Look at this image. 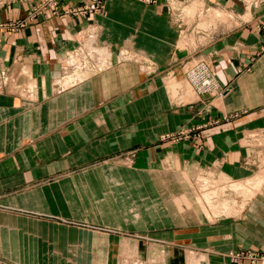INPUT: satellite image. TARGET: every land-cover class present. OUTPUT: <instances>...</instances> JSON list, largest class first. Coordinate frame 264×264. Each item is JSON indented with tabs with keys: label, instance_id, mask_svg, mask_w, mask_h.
Returning <instances> with one entry per match:
<instances>
[{
	"label": "crops",
	"instance_id": "obj_1",
	"mask_svg": "<svg viewBox=\"0 0 264 264\" xmlns=\"http://www.w3.org/2000/svg\"><path fill=\"white\" fill-rule=\"evenodd\" d=\"M39 1L2 2L0 23ZM175 1L233 16L199 49L226 90L221 99L172 100L167 75L193 52L179 46L185 14L167 0H105L88 16L67 10L90 0H63L58 15L0 31V72L17 65L22 89L37 83L30 98L0 91V264H246L229 255L264 252V186L239 216L195 223L167 174L178 168L184 183L183 171L238 181L260 172L250 142L264 135V0ZM92 32L110 68L57 91L62 58ZM125 48L137 61L120 59ZM184 128L198 138L169 139Z\"/></svg>",
	"mask_w": 264,
	"mask_h": 264
},
{
	"label": "rangeland",
	"instance_id": "obj_2",
	"mask_svg": "<svg viewBox=\"0 0 264 264\" xmlns=\"http://www.w3.org/2000/svg\"><path fill=\"white\" fill-rule=\"evenodd\" d=\"M4 1H6V0L0 1V3L4 2ZM62 1L63 0H40L35 5V7L26 14L25 17L18 19V20H15V21L1 22L0 23V31L15 34L18 31H21L22 29L28 27L30 24H32L34 22L35 23L38 22L40 20V18L43 16V14H45L46 12H50L53 15H58L63 10V8L61 6ZM104 2H105V0L103 1V5H104ZM176 3L177 2L175 0H173V1L167 0V6L173 15H175L176 11H178L177 9H182L183 13L185 14L184 20H183L184 22H182L181 18H178V20H177V21H179L178 22L179 24L184 23L183 24V26H184V28H183V31H184L183 39L180 41L179 46L181 48H186V47L191 48V51L193 53L191 55H189L183 61L182 69H181L180 73H175V71H173V70L169 71V74L167 75L168 78L166 80V82H167L166 85H167V88L170 92L171 98L174 101L177 100L179 97H181L182 101H184V102H189V101H193V100L194 101L200 100L205 95H201L199 92H197L195 86L193 85L194 82H191V78H189V75L186 73H188V71L192 67H194L197 63L205 61L201 56L202 50H199V49L202 48L204 45H207L209 42L213 41L214 39H218V38L224 36V33L221 30L222 29L221 26H224L225 24L227 25V27L230 25H235V21L233 19H231L233 16H232V14H230L228 12H223L221 10L213 9V8L203 9L202 3H192L189 5H184L182 8H180ZM95 7H96V4L93 2V0H90V2L87 5H84L80 8H77V9H72V10H67V11H69L70 13L72 12V13L77 14V15H87L88 16L89 14L98 13L95 11L96 10ZM203 24H206V27L202 26ZM83 50H84V44L82 42V38L80 35L78 48L73 52L81 54V53H83ZM121 56H120V58H121ZM206 63H208V62H206ZM16 66L11 67L7 71L0 72V76L4 77V75L8 74L9 77H8L6 88L7 87L11 88V86L12 87L18 86L16 88L17 89L19 88V90H18V92H19L22 87L19 85L18 81H16L15 78H16L17 74L21 72V70H17V69H19L20 66L17 67V69H15ZM149 66H151V65L149 64ZM151 68H152V71L150 70L149 72H154L153 66H151ZM13 75H15V76L13 77ZM216 80H217V78H216ZM10 82H11V84H10ZM174 91L176 93L175 96L173 95ZM222 97L223 96H220L218 98L221 99ZM213 98L214 97H211V100ZM184 129H187V128H184ZM194 136L197 138L199 136L197 131L195 132V130H193V132H191V134H189L188 136L183 135L182 138H180V136H171L169 139H173L172 141L176 142V141H179L181 139H184V140L190 139ZM261 140L262 141L264 140V135L259 136V135H256L255 133L252 134V140H251L250 144L258 150V155H259V160L255 161L253 165H255V167H257V169L260 168V172H258L254 177L264 174V164H263V167H259V165H258L259 161L264 163V154L259 153L260 152L259 148H257L258 147L257 144ZM255 141H257V143ZM253 142H254V144H253ZM260 156H261V158H260ZM202 171L203 170L195 172V174H201ZM182 175L184 176V180L187 181L188 183H190L189 182V179H190L189 174L187 172H185ZM224 175H226V174L221 173V171H217L216 176H214L215 180L214 181L212 180L214 184L213 183L209 184L208 189L210 191L220 190L223 188L226 189L227 187L231 186L230 182H231V184H233L235 181L238 182V180H233V179H231V177H229L227 175L224 176ZM225 177H229L230 179L228 178L229 180H225ZM211 178L209 176V179H211ZM181 184L183 185V183H181ZM219 185H221V186L219 187ZM196 188H197V186H196ZM226 190H227L226 194H229L230 197H228V198L225 197V198L230 199V200L232 198L233 200H236V201L239 200L237 202L238 204L243 202L242 201L243 197H241V195L238 196V194L231 192L229 190V188H227ZM198 192L200 193L199 190H198ZM179 207L181 208V211H183V207L181 205ZM138 215L139 214L136 215L137 218H139V216H140V215L139 216ZM237 215L239 216L240 214H237ZM237 215L234 214L232 216H229V218L230 217H236ZM213 222H215V221H213ZM213 222H211V223H213ZM250 252H252V251H250ZM252 253H255V252H252ZM261 253L264 254V252H261ZM136 264H138V263H136ZM246 264H248L247 261H246Z\"/></svg>",
	"mask_w": 264,
	"mask_h": 264
},
{
	"label": "bare ground",
	"instance_id": "obj_3",
	"mask_svg": "<svg viewBox=\"0 0 264 264\" xmlns=\"http://www.w3.org/2000/svg\"><path fill=\"white\" fill-rule=\"evenodd\" d=\"M0 1H3V0H0ZM89 32H90V30L88 31V33ZM122 54L123 55L120 58L122 60L137 61V59L134 57L135 55H133L132 51L127 49V48H125L123 50ZM125 57H126V59H125ZM62 59H63L62 63L64 65L63 71L61 73L62 75L60 77H57V79L55 80V88L57 91L60 89H63L64 87H68V86L70 87V86L76 85L77 83H79L81 81L84 74H86L87 72L95 71L96 69L100 70V69H107L108 67L110 68L111 52L108 49H106L105 47H100L99 45L96 44V36L92 32V33H90V36L88 35V37H86L84 40L83 53L78 54V53L74 52V53H71L69 55H66L65 58H62ZM24 68H26V67H24ZM24 71L27 75L28 71H26V70H24ZM147 71L149 72L150 70L147 68ZM21 72H23V71H21ZM21 72H20V74H22ZM14 76L15 75H13V77ZM8 77H9L8 74L4 75V77L0 76V91L6 89ZM29 79L30 78H28V80ZM191 82H193L192 79H191ZM217 83H218V81H217ZM10 84H11V82H10ZM36 84L37 83H35V82L30 83L29 86H27L23 89L21 88L19 93L21 95H23L24 97H27V98L32 97V95H34V92L36 90L35 89ZM209 84H211L210 80H209ZM193 85L195 86V84H193ZM218 85L220 86L219 83H218ZM16 87H18V86H16ZM17 90H19V88ZM173 95L174 96L176 95L175 91H174ZM257 141H255V142L257 143ZM253 144H254V142H253ZM257 146H258L257 148H259V151H260L259 153L264 154V140L259 141ZM260 158H261V156H260ZM176 164L178 165L177 162H176ZM263 164L264 163L259 161L258 165H259V167H263ZM175 169L177 170L178 168H175V167L169 168L168 167V173H167L169 176L168 181L169 182L173 181V183L178 184L179 188L183 192L181 197L178 200V203H179L178 205L179 206L181 205L183 207V211H182L183 217L185 219H187V221H191V222H195V223H200V222H202L201 220H203V219L206 222L211 223L213 221H217L218 219L229 218V216H232L234 214H236V215L241 214L246 209V207H247L248 203L251 201V199L254 196H256V194L258 192H260L264 186V174H262L263 176L260 175V176L254 177V178L252 177V178L242 180V181H238V182L235 181L233 184H231V182H230L231 186L227 187V188H229V190L231 192L238 194V196L241 195V197H243V200L241 199L243 202L238 204L237 202L239 200L236 201V200H233L232 198H231V200L227 199L228 197H230L229 194H226L227 188L226 189L223 188V189L215 190V191H210L208 189L209 184H212L213 181L215 180L214 176H216L217 170L205 169L201 172V174L192 173V174H190L191 175L190 179H189L190 183H188L187 181L184 180V183L182 185L180 183V179L178 178V176L175 172L176 171ZM183 173H185V172L183 171ZM209 176H210V178L211 177L212 178L209 179ZM224 176H226V175H224ZM228 178L229 177H225V180L230 179V178L229 179ZM196 186H197V188H196ZM220 186L221 185H219V187ZM198 190L200 191V193L198 192ZM225 197H227V198H225ZM125 255H126V253H125ZM118 260H119V258H118ZM128 261L130 262V260H128Z\"/></svg>",
	"mask_w": 264,
	"mask_h": 264
},
{
	"label": "built area",
	"instance_id": "obj_4",
	"mask_svg": "<svg viewBox=\"0 0 264 264\" xmlns=\"http://www.w3.org/2000/svg\"><path fill=\"white\" fill-rule=\"evenodd\" d=\"M103 1L104 0H93V2L96 4V12H100L103 9ZM186 74H188L189 78L192 79L197 92H199L201 95H205L210 98H216L223 96L224 92L226 91L218 85L216 75L212 67L206 63V61L197 63ZM209 80L211 81V84H209ZM193 130L195 129H183L176 136H180V138H182L183 135L188 136L191 134V132H193ZM229 256L233 261L245 260L248 262V264H264V254L260 252L252 253L250 251H240L233 252Z\"/></svg>",
	"mask_w": 264,
	"mask_h": 264
}]
</instances>
